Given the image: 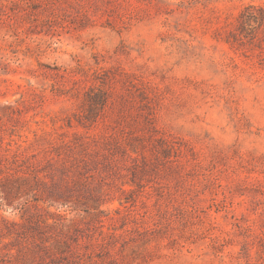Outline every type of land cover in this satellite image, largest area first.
<instances>
[{
	"label": "rangeland",
	"instance_id": "1",
	"mask_svg": "<svg viewBox=\"0 0 264 264\" xmlns=\"http://www.w3.org/2000/svg\"><path fill=\"white\" fill-rule=\"evenodd\" d=\"M0 264H264V0H0Z\"/></svg>",
	"mask_w": 264,
	"mask_h": 264
}]
</instances>
